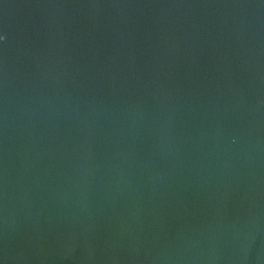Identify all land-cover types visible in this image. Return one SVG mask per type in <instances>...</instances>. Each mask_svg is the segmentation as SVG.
Returning a JSON list of instances; mask_svg holds the SVG:
<instances>
[{"label":"water","instance_id":"obj_1","mask_svg":"<svg viewBox=\"0 0 264 264\" xmlns=\"http://www.w3.org/2000/svg\"><path fill=\"white\" fill-rule=\"evenodd\" d=\"M0 264H264V0H0Z\"/></svg>","mask_w":264,"mask_h":264}]
</instances>
